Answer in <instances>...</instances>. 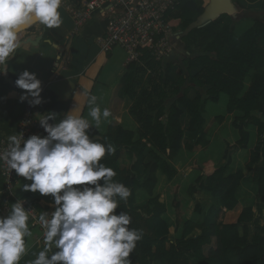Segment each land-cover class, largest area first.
I'll return each mask as SVG.
<instances>
[{"label":"trees","instance_id":"obj_1","mask_svg":"<svg viewBox=\"0 0 264 264\" xmlns=\"http://www.w3.org/2000/svg\"><path fill=\"white\" fill-rule=\"evenodd\" d=\"M246 1L254 4L260 0ZM235 5L237 9H244L239 3ZM205 7L202 0H184L180 4L171 17L177 36L183 34L203 15ZM237 21L233 16L224 14L183 37L180 44L190 54L184 61L187 76L182 74L177 80L170 77L174 67L172 63H167L168 59L165 61V71L162 75L159 74L157 81L149 79L153 84V91L146 89L141 97L135 86L136 75L140 73L145 76L148 67L162 63H155L147 55L141 64L128 66V72L122 79L123 94L134 101L131 115L140 125L137 139L135 132L121 127L110 128L106 135L90 130L91 138H98L100 142L114 146L115 154H106L102 163L116 172L114 181L123 183L131 191L127 202L121 201L115 214L122 211L128 213L131 217L129 227L143 233L129 257L132 264H264V226L260 224L264 212V15L256 19L253 27L241 37L234 32ZM101 24L106 31L107 22L101 20ZM41 34L45 40L53 42L50 36L46 38L47 33ZM27 39L29 34L22 32L19 36L20 45L25 44ZM20 48L7 61L5 71L0 66L1 98L18 88L15 84L18 77L11 74L10 66L16 61ZM194 70L200 71L193 75ZM181 71L184 73L183 69ZM186 83L204 89L205 97L198 92L193 100L190 99L189 88L182 90ZM42 89L43 105L38 115L56 114L62 118L68 105L52 92L44 90L43 85ZM222 95L229 99L227 112L234 115L233 128L238 132L241 147L246 149L250 138L246 128L253 126L258 132V141L251 151V160L247 166L248 170L255 168L253 182L258 191L254 206H240L238 196L244 178L242 170L234 175H227L228 166L217 168L213 161H208L203 165L197 184L201 190L211 195L214 204L208 213L198 205L196 214L199 218L186 224L181 240L172 242L168 239L169 227L163 219L166 210L159 203L158 197L154 196V190L159 172L169 181L177 176L173 162L182 152L181 142L185 136L180 123L184 112L180 107L191 117L188 131L189 138L195 142L193 147H206V107L209 102L218 104ZM154 97L158 100L156 103H152ZM254 113L258 116L252 115ZM148 150H152L151 156L155 163L146 179V171L150 167L146 164ZM123 159L131 164L128 170L121 167ZM141 168L145 169L144 174L141 173ZM100 183L102 185L103 181ZM86 186L94 187L83 185V188ZM2 190L3 184L0 181V191ZM197 191V188H193L190 197L193 198ZM141 192L149 198L143 205L138 204ZM6 196L7 193L0 195V207ZM15 203V200L11 201V205ZM31 204L42 212L39 201H32ZM176 209L180 218L178 205ZM248 223L258 231L252 242L248 241L247 227L243 228L242 236L239 231L241 224ZM196 229L201 233L192 237Z\"/></svg>","mask_w":264,"mask_h":264},{"label":"clouds","instance_id":"obj_2","mask_svg":"<svg viewBox=\"0 0 264 264\" xmlns=\"http://www.w3.org/2000/svg\"><path fill=\"white\" fill-rule=\"evenodd\" d=\"M62 4L63 0H0V66L4 71L21 46L22 32L37 23L49 29L62 25ZM15 84L26 92L21 102L33 107L43 103L42 82L36 74L25 70ZM85 95L91 120L79 107L62 118L40 115L46 137L32 135L25 140L23 133L13 134L0 151V162L32 181L22 186L24 191L51 195L57 206L51 214L39 215L44 246L30 264H132L129 257L142 239L141 230L129 227L128 213L115 214L131 191L114 181L116 172L102 163L106 154H115L114 146L88 135L90 128L98 129L112 112L101 109L96 95ZM24 204V200L17 201L7 217H0V264H19L28 251L32 211H26Z\"/></svg>","mask_w":264,"mask_h":264},{"label":"crops","instance_id":"obj_3","mask_svg":"<svg viewBox=\"0 0 264 264\" xmlns=\"http://www.w3.org/2000/svg\"><path fill=\"white\" fill-rule=\"evenodd\" d=\"M233 2L239 3L244 8L237 9L236 7L237 17L235 19L238 21L234 25L235 34L241 37L253 27L256 19L264 15V0L254 4H250L246 0H233ZM63 9V13L61 12L62 25L59 28L49 29L46 27L44 29L45 33L53 39V42L50 41L52 44L47 42L44 44L40 43L39 46L23 44L16 61L10 66L11 74L18 77L25 70L36 74L37 78L42 82L44 90L52 92L63 103L68 105L63 115L79 107L81 114L91 120V117L88 116L89 107L85 94L96 95L101 109L108 108L112 112V116L104 121L98 129L95 127L90 128L88 135L90 130H95L100 135H106L110 128L121 127L135 132V139H137L140 125L136 118L131 115L134 101L126 94H123L122 79L128 72L129 66L126 63L124 52L118 49L114 53L107 54L95 42L97 37H101L105 33L100 18H94L88 23L81 31L79 39H75L77 36L74 35L75 25L71 21L70 16L65 13V8ZM179 36H177L178 39L167 63L172 62L173 66H177L174 73L187 76L188 70L184 61L190 54L180 44ZM180 68L183 69L184 73H182ZM198 71L200 70H194V72ZM179 77L180 75L177 78L179 79ZM177 78L174 80H177ZM248 87L249 84H247V89ZM183 88V91L189 88V98L192 100L197 96L198 92L205 97L204 89L192 85L189 86V83H186ZM25 94V90L17 88L9 91L7 96H4L5 98L0 97L1 138H8L10 135L18 134L20 123L29 106L27 101H20V97ZM228 101V97L222 95L218 104L212 102L207 104L204 116L206 121V140L208 142L206 147H193L195 142L189 138L188 131L191 117L184 108L180 107L184 112L180 123L185 131V136L181 142L182 152L173 162V166L177 170V176L172 181H169L164 174L159 172L157 185L154 190V196L158 197L159 203L166 210L163 219L169 227L170 234L168 239L172 242L181 240L184 236L186 224L199 218L196 214L198 205H201L204 208V212L208 213L214 204L211 195L201 190L197 184V179L202 175L203 165L208 161H213L217 168L228 166L227 175H234L242 170L244 178L241 182L238 196L240 206L242 208L254 206L255 195L258 191L257 185L253 182L255 168L248 170L247 166L251 160V151L255 148L258 141V132L256 127L246 128L245 131L250 134V138L247 148L241 147L238 132L233 128L234 115H230L227 112ZM252 115L258 116L256 113ZM34 135H38L41 138L45 137L41 132ZM187 146L191 147V149L187 148ZM151 151L148 150L146 153V164L150 165L146 171V179L150 176L151 166L155 163V159L151 156ZM120 163L121 167L127 170L130 168L131 164L126 159H123ZM140 171L144 174L145 169L141 168ZM31 183L32 181L19 176L13 191V197L39 201L41 204L39 209L42 212L50 214L54 212L56 207L53 206L55 202L51 195L44 196L39 192L33 193L23 190V185H30ZM74 187L83 189V185ZM193 188H197L198 191L191 198L190 195ZM148 199L147 195L141 192L138 196V204L143 205ZM176 205L179 207L180 218H178ZM224 210L228 212L226 209ZM260 224L264 226V212ZM29 226L33 235L31 238H26L28 251L21 258L19 264H30L44 246L43 231L39 227L33 226L31 221H29ZM244 227L248 228V241L252 242L253 237L258 233L257 229L251 223L241 224L239 226L241 236L243 235ZM199 233L201 231L196 229L192 237H196Z\"/></svg>","mask_w":264,"mask_h":264},{"label":"built area","instance_id":"obj_4","mask_svg":"<svg viewBox=\"0 0 264 264\" xmlns=\"http://www.w3.org/2000/svg\"><path fill=\"white\" fill-rule=\"evenodd\" d=\"M184 0H63L62 8L74 20V35L80 32L94 18L106 21L105 35L97 37L95 42L105 53L121 49L126 56L127 65L141 64L149 55L155 63H164L171 57L177 41L171 17ZM43 103L38 106H28L20 123L18 134L23 133L24 139L41 132H47L39 123L38 113ZM55 124L54 121H50ZM8 138L0 140V151L7 147ZM19 175L15 170H9L0 162V181L3 190L0 195L7 193L2 200L0 217H7L11 210V201L24 200L25 210L32 211L30 221L33 226L44 228L39 223V212L26 198H14L13 191ZM50 214V213H49Z\"/></svg>","mask_w":264,"mask_h":264},{"label":"rangeland","instance_id":"obj_5","mask_svg":"<svg viewBox=\"0 0 264 264\" xmlns=\"http://www.w3.org/2000/svg\"><path fill=\"white\" fill-rule=\"evenodd\" d=\"M208 1L210 0H202V3L204 6H208L207 4L209 3ZM63 8L60 9V12L63 13ZM65 13L68 14V12L65 10ZM65 14V15H66ZM71 18V21L73 22L74 24V20L72 19L71 15L68 14ZM263 17V16H262ZM75 25V24H74ZM46 26L44 25H41V24H37V25H34L31 29H28L26 32L29 34V38H32V39H37V37H39L40 35H43L41 33H45V29ZM83 30V29H82ZM81 30V31H82ZM43 31V32H42ZM81 31L78 32L76 35V38L75 39H79V37L81 36ZM49 35L46 34V38L48 39ZM45 41L47 40H43V44L45 43ZM49 41V40H48ZM118 49H116L115 51H117ZM121 50V49H120ZM114 51V52H115ZM114 52H110V53H114ZM108 54V53H107ZM172 63V62H170ZM166 62H164V64H154V65H151L150 67H148L147 69V73L145 74V76H142L140 73H138L136 75V80H135V86H137V94L139 97L142 96V92L144 90H148V91H153V84L149 82V79L152 78V80L154 81H157V79L159 78V74L162 75L165 71V68H166ZM152 67V68H151ZM174 69L173 71L169 74L170 77H172L173 79L177 78L179 75L181 74H176L174 73V71L176 70L175 68H177V66H173ZM176 72V71H175ZM199 72V71H198ZM198 72H192L193 75L197 74ZM195 73V74H194ZM178 79V78H177ZM250 84V83H248ZM158 100L156 97H154L152 99V103H156ZM38 118H39V115H38ZM31 201V200H30ZM32 202V201H31ZM30 221V220H29Z\"/></svg>","mask_w":264,"mask_h":264},{"label":"water","instance_id":"obj_6","mask_svg":"<svg viewBox=\"0 0 264 264\" xmlns=\"http://www.w3.org/2000/svg\"><path fill=\"white\" fill-rule=\"evenodd\" d=\"M210 10L214 11V14H215L214 17L209 15ZM224 14H228L230 16H233L234 18L237 17V9H236V5L233 2V0H210L209 5L205 7V12L203 13V15H201L197 21L192 23L190 27L183 34L179 36V40L187 36L194 29L204 27L205 25L209 24L211 21L218 19L221 15H224ZM43 39H44L43 35H41L35 40L32 38H29L26 40L25 44L39 46L40 43L43 42ZM45 42H47L48 44H52L50 41H45Z\"/></svg>","mask_w":264,"mask_h":264},{"label":"bare ground","instance_id":"obj_7","mask_svg":"<svg viewBox=\"0 0 264 264\" xmlns=\"http://www.w3.org/2000/svg\"><path fill=\"white\" fill-rule=\"evenodd\" d=\"M208 5H209V4H208ZM209 15H211L212 17H214V16H215L214 11H213V10H210V11H209Z\"/></svg>","mask_w":264,"mask_h":264}]
</instances>
